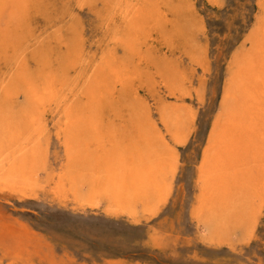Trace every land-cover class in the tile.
<instances>
[{"label": "bare ground", "instance_id": "obj_1", "mask_svg": "<svg viewBox=\"0 0 264 264\" xmlns=\"http://www.w3.org/2000/svg\"><path fill=\"white\" fill-rule=\"evenodd\" d=\"M71 2L91 10L105 31L102 39L90 44L74 23L65 34L32 42L28 20L54 24L53 0H0V70L9 67L0 83V187L37 184L46 170L43 139L50 124L65 152L56 175L58 193L72 194L77 203L104 201L108 212L140 224L138 206L144 217L153 215V201H161L172 182L177 146L187 138L179 107L162 98L155 107L146 101L158 77H165L169 96L181 93L160 65L157 46L169 33L188 41L184 24L192 22L193 11L180 0ZM257 7L258 24L247 39L249 48L231 66L224 111L203 153L199 222L204 214L227 220L244 205L241 192L253 170L264 174V0ZM20 34L29 38L19 39ZM21 98L24 105L16 109ZM85 183L87 197L81 192Z\"/></svg>", "mask_w": 264, "mask_h": 264}, {"label": "rangeland", "instance_id": "obj_2", "mask_svg": "<svg viewBox=\"0 0 264 264\" xmlns=\"http://www.w3.org/2000/svg\"><path fill=\"white\" fill-rule=\"evenodd\" d=\"M180 1L193 11L192 22L184 24L189 39H171L175 34L169 33L157 52L172 88L181 93L176 98L169 96L163 84L165 77H158L156 92L145 99L151 107L158 98L179 107L187 138L177 146L172 182L161 201H153V215L144 217L140 205V224H132L122 215L108 212L104 201L87 198L77 203L72 194L58 193L56 175L64 166L65 152L49 124L43 139L48 146L46 170L37 184L29 189L0 187V264L10 259L16 264H264V174L259 175L257 169L241 192L244 205L233 210L227 220L205 214L200 222L195 218L200 214L197 206L203 153L213 123L224 111L221 98L231 66L249 48L247 39L261 11L257 0ZM53 2L58 11L51 14L56 16L54 24L29 18L32 42L59 31L65 34L74 23L84 30L90 44L103 38L105 31L99 30L91 10L73 2L67 4V0ZM6 19H1L2 27ZM18 38L29 37L22 34ZM6 70H0V83L9 67ZM22 105L23 98L15 108ZM251 183L252 188L247 189ZM81 192L89 196L87 183Z\"/></svg>", "mask_w": 264, "mask_h": 264}]
</instances>
